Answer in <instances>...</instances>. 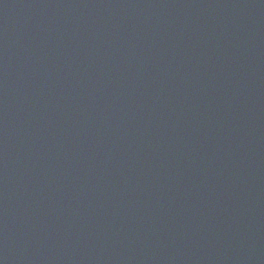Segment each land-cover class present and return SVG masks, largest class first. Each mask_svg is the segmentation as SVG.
Here are the masks:
<instances>
[{
	"label": "water",
	"instance_id": "95a60500",
	"mask_svg": "<svg viewBox=\"0 0 264 264\" xmlns=\"http://www.w3.org/2000/svg\"><path fill=\"white\" fill-rule=\"evenodd\" d=\"M0 264H264V0H0Z\"/></svg>",
	"mask_w": 264,
	"mask_h": 264
}]
</instances>
